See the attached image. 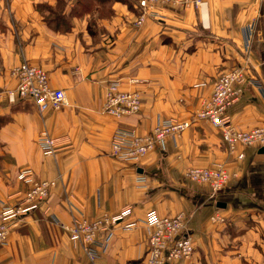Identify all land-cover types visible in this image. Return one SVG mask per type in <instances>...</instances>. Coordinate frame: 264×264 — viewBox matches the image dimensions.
Returning <instances> with one entry per match:
<instances>
[{"label": "crops", "instance_id": "0c3cea01", "mask_svg": "<svg viewBox=\"0 0 264 264\" xmlns=\"http://www.w3.org/2000/svg\"><path fill=\"white\" fill-rule=\"evenodd\" d=\"M57 1L0 0V90L16 86L11 70L26 60L43 67L51 88L63 89L67 99L59 110L39 111L29 99L0 98V207L24 189L17 178L22 169L55 181L47 199L15 224L0 247V264H146L150 210L187 218L193 252L168 264H264V153L238 145L229 155L218 131L196 116L214 80L248 58L258 84H244L226 113L238 130L264 125V0L162 5L141 26L134 24V0H92L93 11L73 13L78 0H64L58 15L68 28L62 29L46 16ZM104 4L107 11H100ZM110 81L140 93L138 114L102 112ZM158 117L188 126L135 163L111 156L116 129L146 134ZM43 130L71 145L45 156L38 144ZM216 163L228 179L211 198L207 183L185 173ZM125 206L132 210L122 222L134 226L123 229L120 222L100 235L94 261L52 219L114 215Z\"/></svg>", "mask_w": 264, "mask_h": 264}, {"label": "built area", "instance_id": "2783aa9c", "mask_svg": "<svg viewBox=\"0 0 264 264\" xmlns=\"http://www.w3.org/2000/svg\"><path fill=\"white\" fill-rule=\"evenodd\" d=\"M147 1L138 0L139 7H145ZM160 1L192 3L197 7L204 4L203 0ZM11 74L17 84L5 92L9 102L29 99L35 103L39 111L59 110L67 104L64 90L51 88L49 76L43 68L24 60L12 68ZM130 81L138 82L136 79ZM248 82L258 84L249 76L248 58H245L244 63L232 66L215 79L210 97L203 100L202 107L196 115L220 133L229 154L236 153L238 145L264 147V125L249 130H238L226 113V109L239 98L243 85ZM2 94L0 93V98ZM140 100L138 91L121 90L118 81H113L104 93L101 110L115 118L129 116L138 113ZM187 126L188 123L185 121L164 120L158 117L146 134H138L134 129L118 128L112 134L111 156L135 163L149 151L164 149L166 138L174 133L179 134ZM38 144L45 156L54 155L57 151L70 146L68 140L52 137L44 130L40 132ZM237 158H243V153H238ZM186 175L192 182L207 183L211 198L223 190L228 179V173L221 163H216L210 168L191 167ZM17 178L23 184L31 185L27 192L15 193L13 205H3L0 208V246L6 243L15 224L47 199L49 188L55 184L54 180L36 179L28 168L20 170ZM139 180L142 181L144 178ZM131 210V206H125L117 214H104L92 220L81 216L69 224L60 222V228L68 234L74 244L81 247L91 261H94L101 251L102 243L98 242V237L103 233H110ZM212 220L222 221V218L213 215ZM121 225L123 229L134 226L132 223L123 222ZM144 225L148 236L146 264H168L171 260L192 254L194 246L187 227V218L183 213L160 216L150 210L144 217Z\"/></svg>", "mask_w": 264, "mask_h": 264}, {"label": "rangeland", "instance_id": "374dc122", "mask_svg": "<svg viewBox=\"0 0 264 264\" xmlns=\"http://www.w3.org/2000/svg\"><path fill=\"white\" fill-rule=\"evenodd\" d=\"M179 1H181V0H179ZM204 2H205V0H203ZM192 2V1H191ZM57 8H56V10H51V13H49V14H47L46 16L50 19H52V20H54L55 19V17H59V10L60 9H62V7L64 6V0H58L57 1ZM79 5H80V7H79ZM175 6V5H182L183 7H189V6H192V7H197V6H195V5H193L192 3H185V4H180V3H175V2H173V3H164V2H162V1H160V0H148L147 2H146V5H145V7H139V5H138V0H134V7H135V9H136V11H137V15H136V17H135V20H134V24L136 25V26H141L142 24H144L146 21H147V19H148V17L149 18H157L158 17V14H157V12H156V8H158V7H160V6ZM78 8L80 9L81 8V10L82 11H93L94 10V8H95V5L92 3V0H87V2H79V0L76 2V4L74 5V7H72V13L74 12V11H78ZM100 11H107V6L104 4L103 5V10H100ZM94 23V22H93ZM92 23V24H93ZM22 62V61H21ZM20 62V63H21ZM28 63H30L29 61H28ZM31 64H33V63H31ZM33 65H36V66H38V67H40V68H43V67H41L40 65H37V64H33ZM45 70V69H44ZM46 71V70H45ZM47 72V71H46ZM48 74V73H47ZM12 75V74H11ZM135 80V79H134ZM215 81V80H214ZM111 82H113V81H110V82H108V83H106L105 84V89H104V91H106L107 90V87L109 86V84L111 83ZM119 82V81H118ZM139 82H141V80H139ZM16 84H17V81H16ZM213 84H214V82L212 83V87H213ZM119 85V84H118ZM119 88L121 89V90H124V89H122L121 87H120V85H119ZM8 90V89H7ZM6 89L5 90H0V93H3V94H5V92L7 91ZM105 93V92H104ZM140 98H141V95H140ZM8 101V100H7ZM17 101H14V102H9L8 101V103H13V104H15ZM33 103V102H32ZM33 104H35V103H33ZM141 106H142V98H141V100H140V109H139V111H138V113L140 112V110H141ZM201 107H202V104H201V106H200V109H201ZM199 109V110H200ZM138 113H136V114H138ZM108 115V114H107ZM156 117V116H155ZM160 118V117H159ZM162 118V117H161ZM162 119H164V120H166V119H168V120H173V121H178L177 119H175V118H172V117H164V118H162ZM183 131V130H182ZM182 131H180L179 133H181ZM219 133V132H218ZM113 134V133H112ZM220 134V133H219ZM176 135H179V134H177V133H174L173 135H170V136H176ZM169 137V136H168ZM111 139H112V136H111ZM220 139H221V135H220ZM221 142H222V140H221ZM110 144H111V142H110ZM222 144L226 147V150H227V152H228V149H227V146L222 142ZM70 145H71V143H70ZM41 150V149H40ZM42 151V150H41ZM60 151V150H59ZM58 152V151H57ZM228 154H229V152H228ZM229 155H231V154H229ZM212 167V166H211ZM205 168H210V167H205ZM189 170V168L187 169V171ZM186 171V172H187ZM185 176H186V178L189 180V181H191L190 180V178H188V176L186 175V173H185ZM41 180H44V179H41ZM192 182V181H191ZM197 183V182H196ZM29 185H31V184H24V189H22L21 190V192H27L28 190H29V188H30V186ZM51 188L52 187H50L49 188V193H48V196H49V194H50V191H51ZM15 195V193L14 194H12V195H10V196H14ZM11 199V198H10ZM13 200H15L14 198H12ZM12 199H11V201H12ZM14 202V201H13ZM13 202H6L5 204H3V205H13L14 203ZM2 205V206H3ZM1 206V207H2ZM0 207V208H1ZM79 218H81V215L80 216H77V217H72V219H71V221H69L68 223H65V224H69V223H71L72 222V220L73 219H79ZM52 219H53V221H56V223L58 224V226L60 227V222L58 221V219L56 218V217H52ZM88 219H90V220H92V219H94V218H88ZM61 223H63V222H61ZM14 228V227H13ZM13 230V229H12ZM7 239H8V237H7ZM6 242H7V240H6ZM6 244V243H5ZM4 244V245H5ZM1 246H3V245H1ZM0 246V247H1Z\"/></svg>", "mask_w": 264, "mask_h": 264}, {"label": "trees", "instance_id": "16d2710c", "mask_svg": "<svg viewBox=\"0 0 264 264\" xmlns=\"http://www.w3.org/2000/svg\"><path fill=\"white\" fill-rule=\"evenodd\" d=\"M99 1H106V0H99ZM55 21V27L57 28V29H62L63 27H65V28H68V25H67V23H66V21L64 20V19H62V18H60V17H55V19H54ZM53 20H50V22H52Z\"/></svg>", "mask_w": 264, "mask_h": 264}, {"label": "water", "instance_id": "95a60500", "mask_svg": "<svg viewBox=\"0 0 264 264\" xmlns=\"http://www.w3.org/2000/svg\"><path fill=\"white\" fill-rule=\"evenodd\" d=\"M259 153H264V147H261L260 149H259ZM220 204V203H219ZM218 204V205H219Z\"/></svg>", "mask_w": 264, "mask_h": 264}]
</instances>
